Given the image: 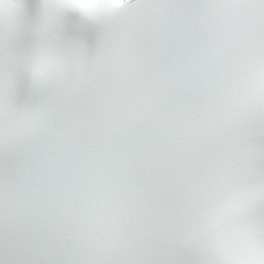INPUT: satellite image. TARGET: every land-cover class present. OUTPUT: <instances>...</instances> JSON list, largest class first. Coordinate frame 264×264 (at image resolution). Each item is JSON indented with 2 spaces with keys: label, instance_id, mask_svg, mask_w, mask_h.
<instances>
[{
  "label": "snow or ice",
  "instance_id": "snow-or-ice-1",
  "mask_svg": "<svg viewBox=\"0 0 264 264\" xmlns=\"http://www.w3.org/2000/svg\"><path fill=\"white\" fill-rule=\"evenodd\" d=\"M0 264H264V0H0Z\"/></svg>",
  "mask_w": 264,
  "mask_h": 264
}]
</instances>
